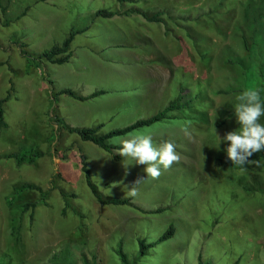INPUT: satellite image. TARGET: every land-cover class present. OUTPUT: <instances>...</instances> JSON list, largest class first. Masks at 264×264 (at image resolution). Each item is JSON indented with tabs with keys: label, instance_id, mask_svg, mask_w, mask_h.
<instances>
[{
	"label": "rangeland",
	"instance_id": "obj_1",
	"mask_svg": "<svg viewBox=\"0 0 264 264\" xmlns=\"http://www.w3.org/2000/svg\"><path fill=\"white\" fill-rule=\"evenodd\" d=\"M0 7V99L7 97L0 264H120V254L136 264H264V163L256 159L264 150L243 170L214 160L227 156L214 128L222 138L239 127L238 63L264 56V0H0ZM131 9L158 13L161 22L142 25L138 14L93 16ZM70 31L77 33L66 63L40 61L25 73L26 55L59 45ZM63 88L79 97L103 94L77 101L56 95ZM171 103L180 107L167 119L106 140L120 147V138L144 133L154 145L173 142L181 159L155 180L116 149L105 152L60 126L102 135ZM33 148L43 154L33 164L4 157ZM80 156L104 198H130L133 207L100 206L85 185ZM138 178H145L139 195L129 197ZM24 183L45 191L42 200L32 190L12 193ZM25 203L34 204L32 213L22 210ZM169 226L172 237L153 245ZM138 241L153 246L140 255Z\"/></svg>",
	"mask_w": 264,
	"mask_h": 264
},
{
	"label": "trees",
	"instance_id": "obj_2",
	"mask_svg": "<svg viewBox=\"0 0 264 264\" xmlns=\"http://www.w3.org/2000/svg\"><path fill=\"white\" fill-rule=\"evenodd\" d=\"M118 3H124L127 2V0H117ZM1 11L3 12L4 9L1 8ZM130 14H138L140 15L145 21L153 23V22H161V19L159 18V14H154L152 16H147L143 12H139L136 9H131L128 12H117V11H107V10H98L94 12L93 16L95 18H103V19H109L113 16H128ZM77 33V31H70L69 34L65 37V39L59 44V45H53L48 50H44L41 53H39L37 56L26 55L25 58V65H24V71L25 73H29L32 70H35L38 68V64L40 61H44L49 64L54 65H62L67 62L70 52H69V45L73 39V36ZM243 46L246 52H248V46L245 42H243ZM249 54V53H248ZM250 55V54H249ZM251 56V55H250ZM239 67L241 68V83L244 86V90L246 89H255L259 91L261 102L264 103V56L260 54L258 58V62L255 63L253 61H249L247 65H243L242 63H238ZM103 92L101 90H96L92 93H90L86 97H79L75 95L71 89L69 88H63L58 90L56 95H63L68 98H72L77 101H85L88 99H93L97 96L102 95ZM7 100V97H4L3 99H0V129L4 127V121L2 116V104ZM180 106H177L176 103H171L167 105L162 111L156 113L155 115L147 118L138 120L131 125H128L123 128L111 130L105 134L99 135L97 134V128H66L64 125H62L60 122L61 128L66 130L70 134L76 135L79 140L83 142H89L96 146L97 148L105 151V152H111L113 149H118L119 146H112L110 144H107L106 140L112 137L117 136H123L135 129L142 128V127H148L152 125L155 122L167 119V113L170 111H173L175 109H178ZM226 117H231V114H227ZM225 119L220 120L219 122L215 123L216 127L221 126L224 123ZM262 124H264V116H262ZM43 154L33 148L28 150H21L17 153H9L5 154V158L7 159H13L15 164H21V163H27V164H33V162L39 158H41ZM256 159H263L264 163V155H259ZM215 162L220 165L221 167L225 169H234V170H243L248 167V163L244 166L239 165H232V162L227 158V156H217L214 158ZM250 161L254 160L252 157L249 158ZM80 171L83 173V178L86 187L88 188L91 196L94 198V200L100 205V206H112V207H126L130 206L133 207V204L130 200V198H104L96 189V186L90 179V172L87 168V163L85 161L84 156H80ZM22 190H32L35 191L39 197L40 200H42L45 191H43L39 186L30 184V183H24L18 186H14L12 188V193L17 194L18 192ZM244 191H250L247 187H243ZM260 191H264V188H259ZM9 203V202H8ZM22 210L25 211L27 209H30L32 213V209L34 208L33 203H25L22 205ZM65 206H63L61 212H64ZM159 210H154L153 213H158ZM30 213V215H31ZM173 231L172 227L169 226L160 236L157 237L153 245L166 241L169 238L172 237ZM153 245H144L142 241H138V249L139 254H144V250L147 247H152ZM120 264H136V262L130 259H127L123 254H120Z\"/></svg>",
	"mask_w": 264,
	"mask_h": 264
},
{
	"label": "clouds",
	"instance_id": "obj_3",
	"mask_svg": "<svg viewBox=\"0 0 264 264\" xmlns=\"http://www.w3.org/2000/svg\"><path fill=\"white\" fill-rule=\"evenodd\" d=\"M234 117L237 125L235 130L229 131L221 138L215 131L217 146L227 142L225 149L227 158L232 165L244 166L250 162L249 157L264 150V124L260 117L264 116V103L261 102L258 90L246 89L236 96ZM185 136H190L188 128L183 129ZM120 147L116 153L130 161V164L143 165L145 177L153 180L162 174L161 169L168 170L181 159L176 151V145L171 141H162L153 144L151 134L130 133L127 138L119 139ZM145 178H138L128 187L129 197H137L139 190L136 187Z\"/></svg>",
	"mask_w": 264,
	"mask_h": 264
},
{
	"label": "crops",
	"instance_id": "obj_4",
	"mask_svg": "<svg viewBox=\"0 0 264 264\" xmlns=\"http://www.w3.org/2000/svg\"><path fill=\"white\" fill-rule=\"evenodd\" d=\"M146 23H149V22H147V21H145V20H143V22H141V24H142V25H145V26L148 25V24H146ZM70 44H71V43H70ZM69 47H70V45H69ZM138 69H140V68H138Z\"/></svg>",
	"mask_w": 264,
	"mask_h": 264
}]
</instances>
